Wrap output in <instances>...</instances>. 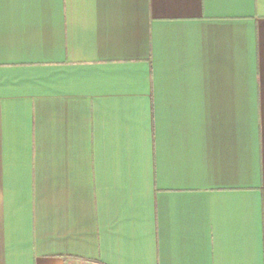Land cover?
Instances as JSON below:
<instances>
[{"label": "crops", "instance_id": "1", "mask_svg": "<svg viewBox=\"0 0 264 264\" xmlns=\"http://www.w3.org/2000/svg\"><path fill=\"white\" fill-rule=\"evenodd\" d=\"M0 264H264V0H0Z\"/></svg>", "mask_w": 264, "mask_h": 264}]
</instances>
